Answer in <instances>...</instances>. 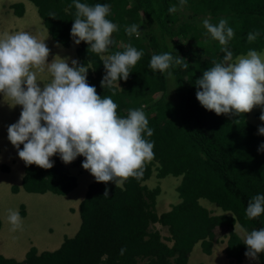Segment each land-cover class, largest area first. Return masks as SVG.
<instances>
[{
	"label": "trees",
	"instance_id": "trees-1",
	"mask_svg": "<svg viewBox=\"0 0 264 264\" xmlns=\"http://www.w3.org/2000/svg\"><path fill=\"white\" fill-rule=\"evenodd\" d=\"M27 1L34 5L52 41L69 46L75 18L74 6L69 7L73 0ZM80 2L110 5L107 18L118 25V30L112 34L114 44L109 54L123 51L128 44L143 51L141 59L130 69L128 80L118 81L121 89L115 95L101 87L105 69L100 56L91 52L88 44L82 41L77 45L75 56L80 64L90 67L88 83L102 97L112 96L121 117L129 109H137L148 97L161 94L154 105L167 107L159 106L148 118V126L154 131L146 139L154 142L157 178L180 176L175 190L181 200L160 214L152 210L159 187H144L143 182L151 176L147 164L140 180L129 177L121 186L111 181L97 182L93 177L76 204L79 225L73 236L64 237L51 252L36 254V248L30 245L20 261L0 255V264H138L141 259L143 264H186L195 243H199L202 253L210 254L212 243L217 241L216 226L228 231L223 254L230 264H240L247 248L233 226L237 224L248 232L264 228V213L254 219L246 217L249 200L264 194V151H258L264 144L258 127L264 126V121L259 119L257 126L248 121V113L217 115L206 110L196 98L195 81L213 66V61L220 62L224 56L222 46L211 38L202 21L207 18L215 24L227 18L234 29L228 44L233 58L249 49L260 52L264 48V0H187L182 8L180 0ZM171 5H177L178 10L170 14ZM10 8L15 16L24 13L22 2H14ZM50 12L56 14L55 18L48 15ZM132 24L140 26L138 38L125 33V26ZM254 31H259L260 36L249 43L247 34ZM164 52L182 59L181 65L168 70L171 76L149 67L152 55ZM118 93L126 106L117 98ZM169 94L170 100L165 97ZM133 96L136 103L131 104ZM165 114L168 123L158 122V117ZM257 115L260 117L261 112ZM51 159L54 164L50 169L26 166L22 161L20 187L24 192L65 195L75 186L68 166L82 164L85 158L78 156L67 164L59 154ZM105 188L108 196H104ZM17 191V186H11V192ZM199 199L214 204L213 209L219 212L212 214ZM153 223L166 226L170 245L161 240L156 230H147V225ZM258 255V264H264V253Z\"/></svg>",
	"mask_w": 264,
	"mask_h": 264
},
{
	"label": "clouds",
	"instance_id": "clouds-1",
	"mask_svg": "<svg viewBox=\"0 0 264 264\" xmlns=\"http://www.w3.org/2000/svg\"><path fill=\"white\" fill-rule=\"evenodd\" d=\"M186 2L180 0L179 7L185 6ZM73 6L75 18L70 29L71 37L76 45L83 41L91 52L100 56L106 73L100 82L101 87L115 95L121 89L118 81L128 80L130 69L141 59L143 51L128 44L123 51L109 54V48L114 44L112 34L118 30V25L107 18L110 5H89L73 0L69 7ZM177 10V5L168 8L170 14ZM48 15L55 18L56 14L50 12ZM202 24L211 38L222 46L224 56L220 62L213 61V66L196 79V98L200 104L217 115L255 112L254 107L264 106V54L249 49L246 54L233 58L228 44L234 37V29L229 26L227 18H221L215 24L206 18ZM139 27L137 24L126 25L124 30L129 37L135 34L138 38ZM45 32L50 38L46 29ZM259 36V31L249 32L247 41L252 43ZM45 40L27 31L0 35V93L12 101L10 107L21 106L18 121L7 128V138L18 150L19 158L26 166L34 164L50 169L54 164L51 157L57 154L66 164L83 156L82 164L67 169L75 181L76 175L85 169L97 182L111 181L116 186H121L129 177L140 180L146 164L150 168L154 164L155 172L158 164L153 161L154 142L146 139L154 130L148 126L145 108L161 94L148 97L137 109H129L127 115L121 117L112 96L102 97L96 87L88 83L90 67L76 59H72L70 65L69 58L59 55L49 62L51 50ZM181 64L180 57L164 52L153 54L149 67L171 76L168 70ZM182 66L187 68L188 64ZM45 72L49 81L41 86L38 76ZM257 111L261 112L259 119L264 121V109ZM258 133L264 135V126L258 127ZM258 151H264V144ZM104 196H108L107 188ZM262 213L264 194H257L248 202L246 217L254 219ZM7 219L12 231L22 227L18 210L9 209ZM240 230L245 233L243 243L247 250L244 255L259 260L258 254L264 253V228L250 232ZM123 252L121 249V254Z\"/></svg>",
	"mask_w": 264,
	"mask_h": 264
},
{
	"label": "rangeland",
	"instance_id": "rangeland-1",
	"mask_svg": "<svg viewBox=\"0 0 264 264\" xmlns=\"http://www.w3.org/2000/svg\"><path fill=\"white\" fill-rule=\"evenodd\" d=\"M21 1L24 5V13L20 17H16L12 13V9L10 8V4L13 2ZM33 30V35L37 36L39 39H46L45 43L50 48V55L48 57L49 62L56 56L59 55L62 58H69L68 62L71 65V60L76 59L75 56V48L77 45L74 43L72 39L69 42V46L62 47L57 43H54L45 32V27L42 25L41 20L37 17L35 7L32 3L27 0H0V35L5 32L14 33L16 31H29ZM260 53L264 54V48L260 51ZM59 58V57H57ZM77 60V59H76ZM192 62V61H190ZM38 79L41 80V86L43 83H47L49 81V76L47 72L42 73L38 76ZM173 85V84H172ZM168 97L169 100L171 98ZM117 98L122 103L123 99L120 93L117 94ZM12 101L7 97H4L2 93H0V105H8L11 104ZM136 103V96H133L131 104ZM154 101L148 102V106L145 108V114L147 118L150 119V114L155 113L158 111L159 106L166 108L165 104L154 105ZM125 105V103L123 102ZM121 104V107L122 105ZM19 106V105H18ZM126 106V105H125ZM21 108V106H19ZM17 105L15 109L17 110ZM123 108V107H122ZM14 109V107H13ZM255 112L248 113V120L258 126L259 116L257 115L260 111L258 109H264V106H257L253 108ZM18 111V110H17ZM21 111V109H20ZM3 114V113H2ZM5 114H3V117ZM169 118L165 114L164 116L158 117V122L168 123ZM3 155L9 156L11 153L15 164L22 163V160L18 156V150L14 148L15 152H12L11 145L9 143H5L1 145ZM9 161L10 159L7 158H0V165L4 164V166H0V176H3L4 173L9 171ZM154 162H157L153 159ZM6 167L7 170H3ZM152 168V176H150L145 182L144 187L147 189L154 188L155 186L159 187V196L154 201V205L152 210L156 214H160L161 212L167 211L169 207L175 203H178L181 198L178 197L175 187L179 184L180 177L179 176H172L166 175L162 180H156L154 178V164L151 166ZM21 170L22 165H21ZM70 171V168H69ZM10 172V171H9ZM72 173H76L75 170H71ZM1 178V177H0ZM78 180V177H77ZM85 189H82V186L79 184H75V186L65 195H54V194H34V193H27L21 192L22 199L19 200L18 197L12 196L10 201H4L3 206L7 204L10 207L19 206L21 205L22 212L20 213V217L22 220V227L21 232L19 231H12V226L8 222L7 216L8 213L3 216L0 210V255L5 258H14L15 255H11L8 253V250L5 248L9 246L11 242H16L17 248L14 251H9L10 253H21L24 247V243H35L31 244L36 248V254L40 251H53L54 244L53 242L57 241V245L59 240H62L64 237H71L78 228L79 225V218L76 213L75 208H71L72 203L80 199V194H85ZM81 197V198H82ZM1 199V197H0ZM201 204H204L206 208H210L209 211L212 214H216L217 211L213 205L207 202L206 200H200ZM1 202V200H0ZM25 205V208H24ZM15 210L19 211V207ZM25 210V211H24ZM20 212V211H19ZM31 219V220H30ZM30 222L27 224V222ZM240 226L234 225L233 230L234 232L243 240L244 231L240 230ZM147 230H156L161 240L170 245L171 242L168 238L169 233L167 231L166 226L159 225L158 223H153L147 225ZM228 231L225 229H220L219 227H215L214 229V237L217 240L216 244L211 246L210 254H204L200 251L198 243H195L192 246L191 251L189 252L187 258V264H194L201 263V264H230L229 258H226L223 254V249L226 245V240ZM56 245V246H57ZM30 246V245H29ZM216 246L215 254L216 256H212L213 248ZM29 247H27L28 250ZM218 248V251H217ZM217 252V253H216ZM15 259V258H14ZM138 264H143V260H138ZM240 264H258L257 260L249 259L245 257L241 260Z\"/></svg>",
	"mask_w": 264,
	"mask_h": 264
},
{
	"label": "crops",
	"instance_id": "crops-1",
	"mask_svg": "<svg viewBox=\"0 0 264 264\" xmlns=\"http://www.w3.org/2000/svg\"><path fill=\"white\" fill-rule=\"evenodd\" d=\"M32 31L33 30H29L28 32H32ZM17 107H19V106L17 105ZM20 109H21L20 107L17 108V110H18L17 111L15 109V107L13 109V107H10L9 104L8 105H0V158H5V159L9 158L10 159L9 164H8V166L10 168L9 169L10 172L8 171V172L4 173L3 176H0L1 177L0 178V197H1V199H0L1 200V202H0V210H1L3 216H5L8 213V210L9 209L15 210L17 207H19V211L21 213L22 212V208H23L21 206L23 204H19V206L16 205L14 207H10L8 204L6 206H3V202L5 200L6 201H10L12 196L18 197L19 200L22 199L21 192L23 190L20 187V182H21V178H22V175H23V171L21 170V163L20 164H15V161L13 160L12 155H11L12 153L9 156L3 155L2 147H1L2 144L9 143L11 145L12 152H15L14 151L15 150L14 149L15 147L11 144V142L7 138V128H8V126L10 124L18 121L19 116H20V112H21ZM5 112H6V115H4V117H3V114H5ZM0 166H4V164H2ZM92 176L93 175H91L88 170H85L84 169V170L80 171L78 173V175H76V177H78V180L76 179V183L79 184V185H81L82 186V189L84 190V189H86V186L91 183ZM151 176H152V174H151ZM154 178L156 180H162L164 177L163 178H157V176L155 174ZM144 182H143V184H144ZM11 186H17L18 187V191L17 192H11ZM34 194H38V193H34ZM48 194H50V193L46 192V193H43L42 196L48 195ZM80 196L82 197V194H80ZM157 196H159V194ZM157 196H156L155 200L158 198ZM81 197H80V199H81ZM79 200H77L76 202L74 201L72 203V205H71V208H75V209H73L75 211H76V204H77V202ZM24 208H25V205H24ZM30 220L27 222V224L30 222ZM17 230L19 231V234H20L21 229L20 230L17 229ZM61 241L62 240H59L58 245L60 244ZM53 243H55L53 246L56 248L58 246L57 245V241L56 242H53ZM31 244H35V243L34 242L33 243H31V242L30 243H24V247H23L21 253H10L9 252V251H14L17 248L16 242H14V241L11 242L9 244V246H7L5 248L8 250V253L9 254L15 255L14 258L17 261H20L23 258L24 253L27 250V247H29V245H31ZM215 244H216V242L213 243V245H215ZM215 250H216V246H214L213 253H212V256H214V257L216 256ZM217 251H218V248H217ZM194 262L195 261H193L192 264H194Z\"/></svg>",
	"mask_w": 264,
	"mask_h": 264
}]
</instances>
